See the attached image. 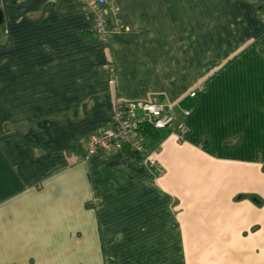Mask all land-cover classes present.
<instances>
[{
    "label": "crops",
    "instance_id": "0c3cea01",
    "mask_svg": "<svg viewBox=\"0 0 264 264\" xmlns=\"http://www.w3.org/2000/svg\"><path fill=\"white\" fill-rule=\"evenodd\" d=\"M116 2L98 41L78 0H0V264H264V0ZM153 96L162 175L88 157Z\"/></svg>",
    "mask_w": 264,
    "mask_h": 264
},
{
    "label": "built area",
    "instance_id": "2783aa9c",
    "mask_svg": "<svg viewBox=\"0 0 264 264\" xmlns=\"http://www.w3.org/2000/svg\"><path fill=\"white\" fill-rule=\"evenodd\" d=\"M87 18L93 25V34L98 41L107 38L111 27L110 18L115 17L113 30L120 32L124 22L120 18L121 8L116 0H78ZM196 92L190 94L195 98ZM186 116L191 109H185ZM173 107L159 96H153L147 101L119 102L115 113L106 126L95 130L87 141V155L93 156L99 152L113 155L117 152H127L129 155L140 156L150 168L162 175L163 168L153 154L148 153L146 140L155 131L169 129L174 124ZM179 139H183L186 126H179Z\"/></svg>",
    "mask_w": 264,
    "mask_h": 264
},
{
    "label": "water",
    "instance_id": "95a60500",
    "mask_svg": "<svg viewBox=\"0 0 264 264\" xmlns=\"http://www.w3.org/2000/svg\"><path fill=\"white\" fill-rule=\"evenodd\" d=\"M3 24V14L2 11L0 10V25Z\"/></svg>",
    "mask_w": 264,
    "mask_h": 264
}]
</instances>
